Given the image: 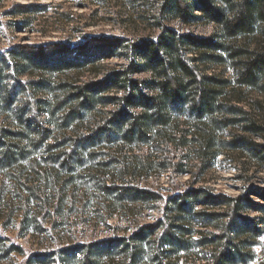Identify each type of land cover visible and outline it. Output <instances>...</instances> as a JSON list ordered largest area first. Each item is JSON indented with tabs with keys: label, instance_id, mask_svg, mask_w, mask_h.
I'll return each mask as SVG.
<instances>
[{
	"label": "trees",
	"instance_id": "obj_1",
	"mask_svg": "<svg viewBox=\"0 0 264 264\" xmlns=\"http://www.w3.org/2000/svg\"><path fill=\"white\" fill-rule=\"evenodd\" d=\"M35 9L17 5L8 15H27ZM157 14L159 32L136 41L93 38L72 49L52 44L14 47L7 52L18 76L96 72L97 62L123 58V66L99 79L61 88L66 95L57 107L72 106L61 126L73 122L83 131L65 153L64 166L69 165L67 172L72 174V166L81 167V158L91 159L100 146L145 149L141 155L126 156L119 150L117 157H109L100 167L101 180L92 181L93 188L103 195V202L125 215L135 207L151 209L160 204L154 222L126 236L32 254L22 264H48L53 257L57 258L53 264H264V187L227 197L198 185L210 163L229 152L264 164V120L256 119L242 99L247 91L264 93V85L260 86L264 80V0H160ZM168 20L185 26H213L216 31L207 38L178 34L167 27ZM214 67H230L234 81L207 73ZM138 74L148 77L137 79ZM42 83L33 82L30 87L36 91ZM16 85L2 102H11V94L19 88ZM44 103L36 100L31 105L26 124L33 129L34 121L35 132L39 130L36 111L42 105L46 108ZM232 129L237 133L224 135ZM44 130H39L42 142L47 138ZM6 136L12 138L7 143ZM19 136L0 128L7 166L15 162L13 150H23L17 143ZM68 141L64 139L62 145ZM26 157L21 153L19 158ZM117 167L121 168L119 176L110 177ZM153 170L173 176L188 174L191 179L161 190L128 182L147 178ZM53 174L48 173L57 183L60 170ZM65 184L62 181L61 186Z\"/></svg>",
	"mask_w": 264,
	"mask_h": 264
},
{
	"label": "rangeland",
	"instance_id": "obj_2",
	"mask_svg": "<svg viewBox=\"0 0 264 264\" xmlns=\"http://www.w3.org/2000/svg\"><path fill=\"white\" fill-rule=\"evenodd\" d=\"M159 2L160 0H0V75L4 87V91L0 92V128L20 133L19 139L24 141V144L17 142L23 150H13L15 162L10 166L3 161V150L0 148V161H3L0 162V264H22L32 254L126 236L140 225L155 221L158 216L156 208L160 204L151 205L154 207L151 209L135 207L125 215L118 211L119 208H113L111 203L103 202V195L95 192L92 184L93 180H101V165H105L109 157H117L119 150L127 156L141 155L146 153L145 149H128L120 145L100 146L94 150L95 154L91 159L81 158V167L74 168L73 165L72 174L67 172L70 166H64L65 153L70 152L74 137L83 131L73 122L68 126H61L64 114L72 107H57L66 95L61 88L63 85L75 86L91 79H99L107 71L123 66L124 59L115 56L99 61L94 67L96 72L85 70L76 74L65 71L47 76L28 72L18 76L9 62L7 52L14 47L36 48L52 44L72 49L93 38L120 37L136 41L159 32L156 27ZM17 5L33 6L36 9L27 15H8ZM166 25L178 34L201 38H207L216 31L213 26H185L177 20H168ZM206 71L234 81V73L230 67H214ZM134 77L145 79L148 75L138 74ZM41 80L44 86L33 91L31 83ZM13 85L19 88L11 94L13 99L7 106L2 100L7 93H12ZM263 85L264 80L260 83V86ZM242 99L249 105L252 115L263 121L264 93L258 90L247 91ZM36 100L44 101L47 105V109L42 105L36 111L37 127L40 131H47V138L43 142L40 131H34L35 122L30 125L33 129H29L26 124L32 114L31 105ZM234 132V129L226 130L224 135L229 137ZM6 137L7 143L10 136ZM68 138L71 141L62 145L64 139ZM21 153L27 157L19 158ZM242 157L239 153L232 152L226 156L220 155L210 163L198 185L210 187L214 193L227 197H235L247 188L264 187V164L258 165L251 159ZM115 169L117 172L110 177L121 173L120 167ZM57 170H60V177L55 183V178L48 173L54 175L53 172ZM42 173L46 175L43 176ZM190 179L188 174L173 176L168 172L158 173L153 170L147 178L139 177L128 182L142 188L161 190L172 183L185 185ZM62 181H67V184L61 186ZM113 209H117L116 212H112ZM10 251L14 252L9 253ZM56 260L53 257L48 264H53ZM78 261L79 258H76L75 262Z\"/></svg>",
	"mask_w": 264,
	"mask_h": 264
}]
</instances>
